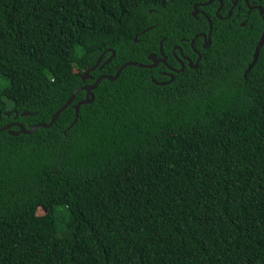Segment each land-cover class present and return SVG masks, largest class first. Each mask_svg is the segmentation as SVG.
Returning a JSON list of instances; mask_svg holds the SVG:
<instances>
[{"label": "trees", "instance_id": "trees-1", "mask_svg": "<svg viewBox=\"0 0 264 264\" xmlns=\"http://www.w3.org/2000/svg\"><path fill=\"white\" fill-rule=\"evenodd\" d=\"M207 1L0 0V126L28 130L127 62L180 69L179 45L195 64L213 23L170 84L129 66L72 127L86 91L50 128L0 132V264H264V16L194 17Z\"/></svg>", "mask_w": 264, "mask_h": 264}, {"label": "water", "instance_id": "water-1", "mask_svg": "<svg viewBox=\"0 0 264 264\" xmlns=\"http://www.w3.org/2000/svg\"><path fill=\"white\" fill-rule=\"evenodd\" d=\"M214 1H215V0H211V1H209L208 3H206V4H203V6H209L210 4L214 3ZM258 9H259V11H260V14H261L262 16H264V9H263L262 7H258ZM194 12H195V13H194V16H197L198 13H199V11H198V6H195V7H194ZM244 25H245V23H243V26H244ZM149 29H151V28H149ZM149 29L144 30V31L142 32V34H144V33H145L146 31H148ZM212 30H213V25H212V23H211V21H210V30H209V33H208V34H200V35L196 36V37L194 38V40L192 41V45L195 43L196 39L199 38L200 36L204 38L205 42L207 41L208 45H210V44H211ZM137 41H138V38L136 37V38H135V42H137ZM162 43H163V41H162ZM263 46H264V31H263V33H262V35H261V38H260V40H259V42H258V44H257V46H256V49H255V52H254V56H253V61H252L251 64L249 65L247 72H249V71H250V70L256 65V63H257V61H258V58H259V56H260L261 49L263 48ZM205 48H206V46H205ZM107 52H112V55L106 60V62H104L103 65L108 64V63L114 58V56H115V51H114V50L109 49V50H107L105 53H107ZM105 53H103V54L99 57V59L97 60L96 64H95L93 67H91L89 70H87L86 72H84V74L82 75V80H83L84 82H85L86 80L92 78V77L90 76V73L93 72L94 70H96V69L99 67V65L101 64V62H102V60H103V58H104ZM201 58H202V56L199 54V58H198L197 62H196L194 65H191V68H198V66H199V62H200ZM149 60L153 61V63L150 64V65L141 64V63L133 62V61H131V62H127V63H125L124 65H122V66L118 69V71H117V73H116L115 76L102 75V76H100L99 78L96 79V81L94 82V84H92V85H86V86H83V87L79 88L78 90H76V91L72 94V96L68 99V101L66 102V104H64V105H63V106H62V107H61V108H60V109L54 114V116H53L51 122L48 123V124H45V123H38V124H35L34 126H32V128L28 130V129H26L22 124H20V123H14V124L6 125V126H4V127H1V126H0V132L8 131L11 135H15V136H17V135H19L20 133H24V134H32V133L35 132V130L38 129L39 127L50 128V127H52V126L56 123V121H57L58 117L60 116V114H61L66 108H68L69 106H71V104L73 103V101H74V99L76 98L77 94H78L79 92H81V91H86V98H85L84 100L78 102V103L74 106V109H75V111H76V117H75L74 122H73V123L71 124V126H70V127H72V126L77 122V120H78L79 112H80V108H81V106H83V105H87V104H91V103L94 101L95 97H94L93 91H94V90L100 85V83H101L104 79H108V80H110V81H115V80H117V79L119 78V76L121 75L122 71H123L126 67H129V66H135V67H139V68H148V69H152V68L157 67V65H158L160 62H164L165 64H166V62H167V60H166L165 58H163V59H159V60H158V58H157L156 55H150V56H149ZM103 65H102V66H103ZM184 69H185V67H184V65H182V68H181L180 70H176L175 72H176V73H180V72H183ZM173 80H174V76H171V80H170V81L165 82V83H159V84H161V85H163V84H170ZM29 115H32V114L29 113V112H24V113L22 114V116H29ZM1 118H2V112L0 111V122H1ZM15 126H16V127H19L20 130L17 131V132L12 131L11 128H12V127H15Z\"/></svg>", "mask_w": 264, "mask_h": 264}, {"label": "flooded vegetation", "instance_id": "flooded-vegetation-1", "mask_svg": "<svg viewBox=\"0 0 264 264\" xmlns=\"http://www.w3.org/2000/svg\"><path fill=\"white\" fill-rule=\"evenodd\" d=\"M209 1H211V0H209ZM209 1L204 2V3H196V4L194 5V7H195V6H198V11H199V13H198L197 16H194V13H195V12H194V8H193V16L196 17V18H198V16H199L200 14H203V15H205V16L208 17L207 13H206L204 10H202L201 8L208 7V6H203V4H206V3H208ZM242 1H243V0H230V3H228V2H225L224 0H215L214 3L210 4L209 6H212V5H215V4L218 3L217 6H214L215 14L217 15V17H219V19H222V20H228V19H232L233 16H235V17L238 18V17L240 16V14L244 12V7H243V4H242ZM244 1H245V5H246V7L248 8V9H247V13H250L251 11H254V10H259L258 7H262V6L258 3L260 0H251V1H250V0H244ZM262 8H263V7H262ZM263 9H264V8H263ZM208 20H209V30H210V21H211V20L209 19V17H208ZM211 23H212V21H211ZM243 23H245V25H246V20H244V21L242 22V24H241L242 26H243ZM212 25H213V23H212ZM245 25H244V26H245ZM208 33H209V31H208ZM208 33H201V34H208ZM199 35H200V34H199ZM197 36H198V35H197ZM200 37H201V36H200ZM201 38H203V37H201ZM197 39H198V38H197ZM197 39H196V40H197ZM193 40H194V38L192 39V41H193ZM183 41H186V39H184ZM192 41L190 42V45H191L193 51H194L196 54H198V58H199V54H200V52L194 48V44H195V43L192 45ZM195 42H196V41H195ZM203 42H204V45H203L204 48H205V46H206V48H207L208 46L211 45V44L208 45L207 41L205 42L204 38H203ZM177 51H179V54H180L179 57H178L177 54H176ZM172 53H173L175 59H177L178 63L180 64V66H181L180 69L182 68V65H184V67H186L185 62H186L187 65H189L190 67H191V65H194V62H193V60L190 58V56H188V55H186V54L184 53V50H183V47H182V46H179V45L174 46L173 49H172ZM151 55H156V54H151ZM200 55H201V54H200ZM156 56H157V55H156ZM201 56H202V55H201ZM157 58H158V60H159V59H163V58H165V59L168 61L167 56L164 55V53H162L161 51H160V57L157 56ZM198 58L196 59V62H197ZM150 61H151V60H150ZM151 62L153 63V61H151ZM196 62H195V63H196ZM159 64H164V65L167 66L169 72H164L163 75L169 77L170 80H171V76H174V74H177L175 71H176V70H180V69H176V68H174V67L168 65V62H166V64H165L164 62H160ZM159 64H158V65H159ZM158 65H157V66H158ZM184 70H185V69H184ZM170 80H169V81H170ZM167 82H168V81H167ZM14 123H16V122H12V123H10V124H14ZM8 125H9V124H8ZM15 127H16V126H15Z\"/></svg>", "mask_w": 264, "mask_h": 264}, {"label": "rangeland", "instance_id": "rangeland-1", "mask_svg": "<svg viewBox=\"0 0 264 264\" xmlns=\"http://www.w3.org/2000/svg\"><path fill=\"white\" fill-rule=\"evenodd\" d=\"M44 211L43 210H39L38 211V215L42 218L43 222H45V215H44Z\"/></svg>", "mask_w": 264, "mask_h": 264}]
</instances>
